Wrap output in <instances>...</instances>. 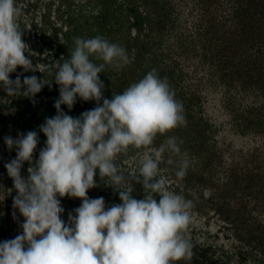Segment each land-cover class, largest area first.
Listing matches in <instances>:
<instances>
[{"label": "rangeland", "instance_id": "1", "mask_svg": "<svg viewBox=\"0 0 264 264\" xmlns=\"http://www.w3.org/2000/svg\"><path fill=\"white\" fill-rule=\"evenodd\" d=\"M22 9L19 24L26 54L35 72L17 68L15 80L35 75L46 85L34 99L7 96L0 86V242L21 234L23 217L13 219V181L4 167L16 156L5 136L37 131L56 115L59 86L57 65L70 57L77 37L97 35L123 46L132 63L121 70L107 68L100 79L104 97L122 93L149 71L166 77L182 102L187 125L158 135L159 147L167 136H176L189 167L176 177L181 156L165 153L161 176L169 191L193 201L192 222L186 236L193 250H209L219 264H264V0H16ZM100 63V61H97ZM22 74V75H21ZM102 103V101H101ZM96 106L77 99L73 117ZM7 113V114H6ZM143 149H130L120 168L132 185L135 161ZM172 160V163H168ZM25 162L22 176L28 175ZM88 191L89 198L103 197L106 207L120 203L118 193L104 186ZM134 192V189H133ZM132 192V193H133ZM62 219L81 205L64 197ZM175 264H185L184 260Z\"/></svg>", "mask_w": 264, "mask_h": 264}, {"label": "clouds", "instance_id": "2", "mask_svg": "<svg viewBox=\"0 0 264 264\" xmlns=\"http://www.w3.org/2000/svg\"><path fill=\"white\" fill-rule=\"evenodd\" d=\"M21 15L16 0H0V86L7 96L34 99L46 85L41 78H10L18 67L36 71L25 55L29 45L18 22ZM130 63L127 50L103 36L75 38L70 57L57 65L56 115L39 126L46 141L38 159L37 131L4 137L8 150L16 151L4 165L16 192L12 215L15 220L18 210L24 219L21 234L0 242V264H175L193 257L186 236L193 201L169 191L160 171L166 152L181 156L175 175L183 179L189 160L176 136L154 146L158 135L187 125L184 106L156 69L105 98L100 74ZM78 98L96 106L79 117L66 114L61 105L71 110ZM130 149L144 150L133 174L144 189L142 198L132 195L119 164ZM25 162L30 165L26 178ZM97 176L107 178L104 186L118 193L120 203L106 207L103 197L89 198L88 191L99 186ZM64 197L81 200L67 222L62 219Z\"/></svg>", "mask_w": 264, "mask_h": 264}, {"label": "trees", "instance_id": "3", "mask_svg": "<svg viewBox=\"0 0 264 264\" xmlns=\"http://www.w3.org/2000/svg\"><path fill=\"white\" fill-rule=\"evenodd\" d=\"M100 179L101 178H99V176H97L98 183H99ZM131 182L133 184V189H134V192L132 193V195L136 198H142L145 194L142 185L139 183H136V181L134 179ZM118 197H119V195H118ZM208 251L209 250H199V251L193 250L194 255L191 258V260L190 261L184 260V263L185 264H219V262H221L219 260V258H217L215 256L213 258L209 257L207 255Z\"/></svg>", "mask_w": 264, "mask_h": 264}]
</instances>
